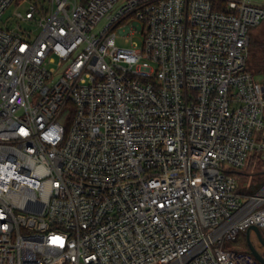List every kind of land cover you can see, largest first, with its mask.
<instances>
[{
	"label": "built area",
	"instance_id": "1",
	"mask_svg": "<svg viewBox=\"0 0 264 264\" xmlns=\"http://www.w3.org/2000/svg\"><path fill=\"white\" fill-rule=\"evenodd\" d=\"M262 23L264 0H0V264H254L228 241L264 228V180L233 175L264 173Z\"/></svg>",
	"mask_w": 264,
	"mask_h": 264
},
{
	"label": "rangeland",
	"instance_id": "2",
	"mask_svg": "<svg viewBox=\"0 0 264 264\" xmlns=\"http://www.w3.org/2000/svg\"><path fill=\"white\" fill-rule=\"evenodd\" d=\"M16 6L17 5L14 3L9 10L4 13L3 19L15 11ZM25 8L26 7L24 5L20 7L19 10L21 11ZM22 25L26 24L23 23ZM129 31V28H127L125 31L118 32L117 43L121 46H131L132 44H135L141 47L143 43V33L141 31H136L131 34H126ZM34 32L38 33V29H35ZM126 38H128V41H126ZM262 40H264V24L253 29L250 42V66L256 72V78L264 82V46L262 44ZM68 116L69 110L65 112L63 119L64 123L66 122ZM256 173V175H252V173L246 174V178H242L243 184H247L248 182H251V184H259L262 182L264 180V173H261V171ZM252 237L254 240L255 236L253 235ZM228 246L235 250H246V232L240 231L239 235L235 239H230L228 241Z\"/></svg>",
	"mask_w": 264,
	"mask_h": 264
},
{
	"label": "flooded vegetation",
	"instance_id": "3",
	"mask_svg": "<svg viewBox=\"0 0 264 264\" xmlns=\"http://www.w3.org/2000/svg\"><path fill=\"white\" fill-rule=\"evenodd\" d=\"M246 232V231H245ZM255 236V239L253 240L252 236ZM261 236L259 237L258 234L255 231H252L250 234V241L247 238V232H246V250H243L247 253H249L253 260H254V264H264L259 258L258 255L260 257H262L264 259V229H261ZM251 245L254 247L256 253H254L251 250Z\"/></svg>",
	"mask_w": 264,
	"mask_h": 264
},
{
	"label": "trees",
	"instance_id": "4",
	"mask_svg": "<svg viewBox=\"0 0 264 264\" xmlns=\"http://www.w3.org/2000/svg\"><path fill=\"white\" fill-rule=\"evenodd\" d=\"M262 24H264V23H262ZM262 44L264 46V40H262ZM249 68L254 74H256L254 69L250 66V57H249ZM260 168H261L260 162H252L251 165L249 166V168H247L244 171H240V170L233 171V175H235V177L237 178L240 186H244L245 184H243L242 178H246L245 175L250 174V173H252V175H256L257 174L256 172L261 171ZM252 186H253V189H255L258 186V184H253Z\"/></svg>",
	"mask_w": 264,
	"mask_h": 264
},
{
	"label": "water",
	"instance_id": "5",
	"mask_svg": "<svg viewBox=\"0 0 264 264\" xmlns=\"http://www.w3.org/2000/svg\"><path fill=\"white\" fill-rule=\"evenodd\" d=\"M252 231H255V232L258 234L259 237H262V236H261V228H259V227L256 226V225H253V226L249 227V228L246 230V232H247V238H248L249 241H250V234H251ZM251 250H252L254 253H256V251H255V249H254V247H253L252 245H251ZM258 258L264 263V259H263L262 257H260V256L258 255Z\"/></svg>",
	"mask_w": 264,
	"mask_h": 264
}]
</instances>
